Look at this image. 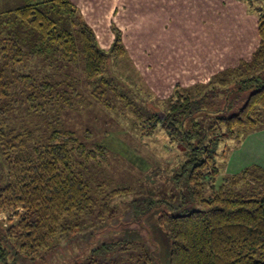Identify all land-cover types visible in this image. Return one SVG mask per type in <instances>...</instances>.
I'll use <instances>...</instances> for the list:
<instances>
[{
  "label": "rangeland",
  "instance_id": "obj_1",
  "mask_svg": "<svg viewBox=\"0 0 264 264\" xmlns=\"http://www.w3.org/2000/svg\"><path fill=\"white\" fill-rule=\"evenodd\" d=\"M47 1L50 0H0L1 33H15L26 50L42 49L39 36L30 29L17 27L7 13L25 4ZM68 1L72 12L58 2L43 8L57 30L77 38L76 24L82 22L93 30L99 47L105 51L119 32L125 49L122 57L109 59L108 74L115 92L101 101L90 96L93 85L85 78L81 62L67 65L54 53L45 54L46 58L41 60L42 64L50 62L53 68L68 74L83 95L74 110L61 114L63 127L86 145L96 144L107 150V160L101 168L90 170L94 178L92 197L97 207L91 216L67 219L64 223L73 226L75 232L63 235L50 252L37 254L32 261L20 254H9L7 264L88 262L93 258V249L109 243L123 245L126 251L101 259L105 264H140L145 253L154 258L151 264H168L169 240L159 228L157 218L163 212L181 214L194 209L187 181L191 165L185 162L189 144L195 138L186 133L192 131L193 122L200 125L195 128L197 131H203L217 117L229 116L241 107L240 99L235 111L216 110L233 100L222 91L211 93L212 85L225 81L229 87L245 75L259 74L264 79V54L260 57L258 53L260 13L256 10L264 15V0H252L250 5L244 0ZM243 12L249 14L247 18L241 17ZM186 93L190 101L199 103L204 110L194 112L173 134L159 127L151 133L148 125L153 121L152 115L166 113L169 104ZM180 104L185 106L184 102ZM22 112H14L8 122L19 130H35L42 118H30ZM260 113L263 126L256 130L264 127V110ZM85 131H89V138L84 137ZM248 135L249 132L241 133L238 142L230 141L226 147H220V151L224 150L218 160L215 190L223 177L240 175H227L222 165L236 148L234 144L246 142L244 149L249 148L252 138ZM254 157L264 171V156ZM241 183L227 187L242 196L264 195V180L251 176ZM119 189L124 193L108 198L109 212L98 218L101 198ZM213 191L210 188L206 194ZM8 219L15 223V214L0 212L3 226Z\"/></svg>",
  "mask_w": 264,
  "mask_h": 264
},
{
  "label": "trees",
  "instance_id": "obj_2",
  "mask_svg": "<svg viewBox=\"0 0 264 264\" xmlns=\"http://www.w3.org/2000/svg\"><path fill=\"white\" fill-rule=\"evenodd\" d=\"M52 2L69 12L73 10L68 0H50L25 4L7 13L17 27L39 36L42 49L26 50L15 33L0 31V212L16 216V222L8 219L6 226L0 221V264H7L9 254H20L32 261L35 255L50 252L58 239L75 232L73 226L64 223L67 219L93 215L97 203L92 197L94 178L90 170L101 168L107 160L104 146H88L63 127L61 114L74 110L83 95L68 74L41 60L45 54L54 53L64 64L81 62L85 78L93 85L90 96L101 101L115 92L108 74L109 59L125 53L120 34L115 33L105 51L99 47L93 30L82 22L76 24L77 38L57 30L56 23L43 10ZM256 10L260 13L257 32L261 57L264 15ZM219 91L233 100L216 108L219 112L235 111L240 99L242 104L237 112L217 117L206 130L197 131L195 128L200 125L193 122L192 131L186 133L195 138L189 144L185 162L191 165L187 181L194 209L181 214L163 212L157 218L169 240L168 264H264V195L242 196L227 187H237L251 176L264 180V171L256 167L244 169L238 176L223 178L214 189L218 160L224 150L220 151V147L230 141L236 143L241 133L263 126L260 112L264 110V79L259 74L245 75L229 87L225 81L211 86V93ZM189 99L186 93L171 100L163 120L153 114L148 125L150 132L159 127L173 134L194 112L204 110ZM16 111H23L30 118H42L41 123L30 131L13 128L8 119ZM84 137L89 138V131ZM210 188L214 191L208 195ZM124 191L112 190L101 198L97 217L108 214V198ZM124 251L123 245L103 244L90 252L91 260L73 264H105L100 260ZM153 259L145 253L139 261L151 264Z\"/></svg>",
  "mask_w": 264,
  "mask_h": 264
},
{
  "label": "crops",
  "instance_id": "obj_3",
  "mask_svg": "<svg viewBox=\"0 0 264 264\" xmlns=\"http://www.w3.org/2000/svg\"><path fill=\"white\" fill-rule=\"evenodd\" d=\"M244 14L241 16L243 18H247L249 14L243 12ZM256 134V135H254ZM248 138H252L249 140V148L244 149V145L246 142L243 143V145H237L236 148L232 150L231 153L226 157L225 162L222 165V169L227 175H231L235 173H241L244 169H247L249 167H256L261 168L262 166H259L256 162V160H253L255 155H258V157L264 156V127H262L259 130H255L253 132H250L248 135ZM249 156V157H248ZM242 157H247L246 160H243ZM249 159H251V163L248 162ZM263 168V167H262ZM224 178V177H223Z\"/></svg>",
  "mask_w": 264,
  "mask_h": 264
},
{
  "label": "water",
  "instance_id": "obj_4",
  "mask_svg": "<svg viewBox=\"0 0 264 264\" xmlns=\"http://www.w3.org/2000/svg\"><path fill=\"white\" fill-rule=\"evenodd\" d=\"M164 113L163 112H160V113H157V117L160 119V120H163L164 119Z\"/></svg>",
  "mask_w": 264,
  "mask_h": 264
}]
</instances>
